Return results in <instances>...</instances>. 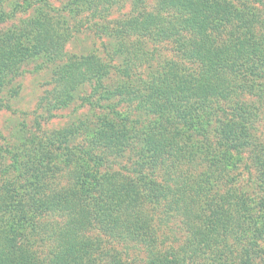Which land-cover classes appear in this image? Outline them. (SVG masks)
Returning <instances> with one entry per match:
<instances>
[{"label":"trees","instance_id":"obj_1","mask_svg":"<svg viewBox=\"0 0 264 264\" xmlns=\"http://www.w3.org/2000/svg\"><path fill=\"white\" fill-rule=\"evenodd\" d=\"M125 1L71 0L66 9L94 16ZM130 1L127 14L103 25L123 61L120 83L107 85L101 62L70 57L54 74L50 94L66 102L89 85L81 106L120 117L114 107L124 103L152 118L130 127L102 115L97 128L79 121L20 145L19 157L0 168V264H235L229 241L263 232L261 219L247 220L250 198L235 180L243 154L253 150L258 106L240 97L264 80V0ZM55 8L41 6L18 30L0 32V84L22 73L23 56L42 54L52 63L67 56L72 32ZM150 40L170 41L183 62L162 59L153 66ZM220 101H233L229 119ZM82 132L91 138L74 146ZM98 149L107 155L137 150L134 174L102 172L107 162ZM256 160L260 154L245 165ZM159 208L164 215L157 217ZM36 211L47 218L38 226L30 215ZM95 229L121 248L90 238ZM41 244L52 246L49 260ZM138 247L145 257L136 256Z\"/></svg>","mask_w":264,"mask_h":264},{"label":"rangeland","instance_id":"obj_2","mask_svg":"<svg viewBox=\"0 0 264 264\" xmlns=\"http://www.w3.org/2000/svg\"><path fill=\"white\" fill-rule=\"evenodd\" d=\"M50 5L59 8L57 11H64L68 28L72 32L71 38L64 44L67 56L60 63H52L42 54H25L26 56H23L24 58L20 62L22 73L8 76L0 84V105H3L0 109V168L8 164L10 160H14L15 153L17 154L15 156L19 157L18 152L21 146L34 137L49 138L57 130L75 122L86 121L87 127L97 128L101 125L100 118L104 115L106 120H111L117 126L126 123L132 127L136 126L134 123L130 124L132 121L138 119L141 123L142 121L148 123L152 118L149 114L137 109L136 106L124 103L114 107L120 117L110 110H94L89 106H81L82 96H86L92 91L89 85L77 90L74 97L66 102L61 100L60 94L57 97H54L55 93L50 94L56 86L53 83L54 74L60 73L66 66L68 67L70 57L74 59L91 57L93 60L101 62L108 70L105 76L107 85L113 87L120 83L118 67L123 64V61L116 55L117 53L115 54L116 40L106 37L107 29L103 28V25L106 23L109 26L111 20L127 14L132 2L125 1L121 8L114 7L109 10V13L100 11L92 16L88 11H82L81 14L71 13L69 8L66 9L71 6V0H0V32L8 29L18 30L20 26L24 25L25 20L39 12L41 6L51 7ZM62 7L64 9H61ZM150 41L147 42L146 50L153 51L152 53L155 54V59L150 61L153 66H156L162 59L183 62L182 55L170 41L166 40L160 43ZM148 73L150 72H139L142 76H146ZM255 82L260 83L258 84L259 89H255V92L246 91L240 97L244 101L255 103L258 107L257 117L252 128L253 150L252 147L247 148L243 154V163L239 164L240 169L237 170L235 186L238 188L237 190L246 193L250 198V205L245 210L247 220L257 223L261 219L264 225V167L261 166L264 161V80L260 82L255 80ZM218 103L224 109V112L221 110V114H225L224 118L229 119L235 113L232 106L233 101ZM216 124V119L212 120L211 129H216ZM89 138L91 137L88 132L78 133L73 137L72 143L74 146L80 145L88 141ZM136 152L128 151L124 155H107L104 154L103 149L95 150V153L107 162L104 169H101L102 172L121 174L125 172L134 174L133 169L138 166ZM55 154L52 151V155ZM256 154H260L261 161L256 160L254 162L256 166L254 164L252 168L247 167L248 165L245 163L250 164L252 155ZM258 171L262 172L259 178L257 177ZM63 175L62 182L66 185L69 180L68 171ZM161 211L162 209L159 208L157 217L159 214L164 215ZM36 213L30 215H33L32 219L38 226L43 219L47 220V218L39 214V211ZM262 231L229 241L228 252L231 254L232 260L236 261L235 264H264V226ZM176 234H180V232L178 231ZM89 237L94 240L101 239L103 246L106 244L121 248L119 241L107 238L96 229L89 232ZM51 250L52 246L49 244L40 246V253L48 260L51 257ZM135 250L136 256L145 257L147 255L146 249L142 247Z\"/></svg>","mask_w":264,"mask_h":264}]
</instances>
